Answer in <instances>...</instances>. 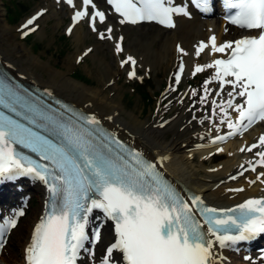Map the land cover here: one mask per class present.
<instances>
[{"label": "snow or ice", "instance_id": "snow-or-ice-1", "mask_svg": "<svg viewBox=\"0 0 264 264\" xmlns=\"http://www.w3.org/2000/svg\"><path fill=\"white\" fill-rule=\"evenodd\" d=\"M65 2L76 7L74 0ZM108 3L122 17L121 23L156 21L174 28V15L190 16L187 5L174 6L173 0H108ZM192 3L201 12L209 10L210 0ZM89 6L96 9L93 0H82L81 10L74 13L73 26L87 17L100 39H112V28L106 32L97 29V18L102 24L105 13L99 10L89 13ZM224 6L229 10L226 15L229 23L257 34L219 44L213 34L207 42L200 41L195 46L197 58L206 49L210 56L219 54L210 62L196 64L192 71L195 76L211 70L203 81L200 104L209 103L208 97L213 92L219 97L210 101L211 116L219 115V122H211L217 133L222 125L227 131L212 138V145L242 137L254 124L264 121V0H224ZM41 14L28 20L23 28L34 31L29 26ZM71 31L70 27L68 32ZM27 34L25 31L24 35ZM115 51L123 52L119 41ZM177 51L182 57L188 55L179 45ZM126 64H131L128 78L132 79L136 76V61L128 56L120 66ZM184 70L181 58L176 84L180 83ZM213 83L218 86L215 90L209 88ZM191 95L197 96V92L193 90ZM98 125L95 117L82 115L65 121L0 73V178L31 175L42 181L49 192L45 214L34 226L25 249V264H77L82 250L94 257L92 249H85L86 242L98 243L101 238L99 226L89 233L94 210L113 222L115 234L100 264H220L223 258L215 253V245L224 248L264 234V198L248 199L226 210L207 207L196 195L185 200L163 179L156 163L146 161L114 136L103 133ZM20 149H28L38 160ZM254 149V157L258 159L246 161L247 168L241 165L244 171L264 168V134L239 151L253 153ZM216 151L224 149L217 147ZM244 171L239 175L243 176ZM262 178L264 171L257 174L256 180L264 184ZM15 226L13 219L9 227ZM3 243L0 241V248Z\"/></svg>", "mask_w": 264, "mask_h": 264}, {"label": "bare ground", "instance_id": "bare-ground-1", "mask_svg": "<svg viewBox=\"0 0 264 264\" xmlns=\"http://www.w3.org/2000/svg\"><path fill=\"white\" fill-rule=\"evenodd\" d=\"M76 5L75 8L68 5L65 0H49L48 3L42 7H38L36 11L33 12L31 18H24L16 27H11L7 25L5 19V8L3 0H0V59L2 63L15 75L24 81L36 84L41 88L47 89L48 91L54 93L57 96L64 98L80 107L81 109L87 111L88 113L95 116L102 123H104L108 128L118 134L123 140L127 141L135 148L144 153L152 161L156 162L160 168L164 171L166 175L171 178H177L184 182L190 189L198 193L200 197L209 205L213 207H230L239 204L248 199H254L264 196V184L256 180L257 174L264 171V168H257L256 172L245 171L243 176L239 175L238 170L247 168L248 165L246 161L258 159L254 157L255 149L253 153L239 151L240 147L245 144H252L256 142L259 137L264 134V121L256 124L251 130L240 137V141H228L227 144H217L211 149H203L198 151L202 156L200 159L201 164L207 162H212L217 158L223 159L219 164L215 172L212 170L204 169L208 175L198 176L197 171L192 165V161L185 156L186 154L182 150L192 139L195 137L196 140L203 138L206 135L207 130L213 128L214 134L217 132L212 124V120L219 122V115L212 117L210 101L213 98L219 100V97L210 95L208 97L209 103L203 104L208 107L206 109V114H203L200 110L188 122H184L183 118L185 116V107H182L180 112L173 118V127L177 121L180 124L186 126H192V121L198 122L199 126H192L193 134L185 140L179 138L180 134L167 139L166 130H161L156 127L153 122L154 120L149 118H142L141 113L134 114V112H125L123 105L119 100L113 96L116 92L117 87H115L117 76L122 72L120 62L128 56H131L136 61V73L142 70L147 73L150 69H154L153 73L158 72L161 68L164 70L166 75L171 72L175 76L178 71V67L181 63V58H183V63L185 66L184 72L181 77L185 75H192V71L196 64H204L210 62L213 56L208 55L209 49L201 54L199 58L195 56V46L200 41H208V38L215 34L217 37V43L225 40H230L234 37V33L237 29L233 26L225 24L224 21L218 20V18L205 19L200 15L196 14L190 9V5L187 0H173L175 5H187V11L190 16L179 15L175 17L176 23L174 28H163L152 23H140L128 25L129 27H136L132 38L129 42L123 46V53H125L122 58V52L120 54L115 53L116 68H111L105 60L99 58L98 65L100 71L103 73L109 72L107 79L103 80L102 75L97 73L96 75V85H87L81 81L74 79L69 76L66 70L57 69L50 62L42 60L38 55L31 52L30 48L26 47L24 42L21 40L23 38L24 32L28 29H24L23 25L30 19H32L35 14L42 13L35 20L34 24L29 26L30 28L37 27L38 23L49 17L45 14L48 9L51 13L56 15L58 13V8L62 5H66L67 11L74 15L75 11L81 10L82 0H74ZM96 5V9H92V12L99 10V6L102 4L101 0H93ZM101 11V10H99ZM91 12V13H92ZM87 18V17H86ZM83 19L73 26V17L70 23L72 31L71 35L77 41L83 39ZM107 15L105 14V21L107 20ZM118 24L121 22L117 18ZM99 24L97 18V26ZM127 25V24H125ZM112 28V41L115 44L119 41L122 45V40L119 37L114 39L115 27L112 22L107 25V28ZM106 29L102 32H106ZM120 27H117V30ZM227 29V32H225ZM177 45L185 50L188 55L183 56L177 51ZM87 48L85 47L84 50ZM97 50L96 47H94ZM80 56L78 53L75 57ZM88 56H92L90 53ZM74 57V58H75ZM43 71L46 77L43 76ZM131 71V67H128V72ZM164 74L165 77H167ZM211 74V70H206L201 76V85L203 81L207 79ZM113 79L115 82L112 87L111 92H106L104 90L105 82ZM161 81L158 79L156 84V89L160 87ZM187 84L190 86L189 81ZM215 83L210 84V89H217ZM170 88H174L175 91H171ZM179 84H170L168 87V101L169 104L173 103L176 99L182 96L186 97L190 93V89H184L181 93H178ZM202 94L203 91H202ZM209 116L210 119H205ZM233 118H235V113H233ZM204 120V123H200ZM227 131L225 126H221V132ZM218 133V134H220ZM195 134V135H194ZM190 138V140H189ZM179 139L181 141H179ZM195 140V141H196ZM217 147H222L224 150L227 148H233L229 157L225 156V153H217ZM235 148V149H234ZM182 152L178 155L179 152ZM214 151L215 153L211 152ZM192 155V154H190ZM194 159V157L192 158ZM238 166V169L234 171V167ZM231 176H237V179H230ZM264 179V178H262ZM256 180V183L249 184V181ZM15 183V185H14ZM221 184V185H220ZM0 185L2 190H0V200L8 197V203L11 207L24 208L27 213L25 219L19 221L18 225L15 227L17 238L14 243V247L21 248V253L17 250L9 251L3 248V253L0 257V262L4 264H20L23 261V251L30 244L32 232L34 226L39 221V215L42 212V200H43V186L38 182H25L23 180H12L7 182L3 179L0 180ZM20 185L21 188L17 190L14 186ZM219 185V186H218ZM242 188L241 192L229 191V189ZM34 193V194H32ZM100 241L94 247L95 256L92 257L88 254L83 256L78 261L83 264L85 259L87 260H101L104 252L108 245L114 242L115 234L110 223L105 224L102 229ZM214 251L217 256L222 257L220 264H227L228 257L230 259V253L228 247L220 248L217 245L214 246ZM117 259H119V254H117ZM241 264H264V255L261 253H254L251 255L250 259L243 261L241 258Z\"/></svg>", "mask_w": 264, "mask_h": 264}, {"label": "rangeland", "instance_id": "rangeland-1", "mask_svg": "<svg viewBox=\"0 0 264 264\" xmlns=\"http://www.w3.org/2000/svg\"><path fill=\"white\" fill-rule=\"evenodd\" d=\"M101 1L103 3V0ZM3 2L7 25L16 27L22 19L29 18L38 7H42L48 3L49 0H3ZM19 4H22L23 6H20ZM65 6L66 5H62L61 8H58V13L56 15L52 14L50 9H48L45 14H48L49 17L39 22L34 31H28V34L21 38V40L26 47L30 48L33 54L38 55L42 60L50 62L57 69L66 70L69 73V76L83 82L84 84L91 86L96 85L95 77L97 73L102 75L103 80L107 79L110 74L109 72L103 73L100 71L97 62L99 61V58L104 59L105 63H108L111 68H116L115 42H113L112 39H100L97 32H94L90 27L88 18L83 22V39L80 41L74 39L71 33L68 32L72 15L71 12L67 11ZM107 17L106 21L102 24H98V31H104L107 25L112 22L113 26L116 28L114 39L121 35L123 38L121 47L123 48V46H125L132 38L137 28L129 27L125 24L119 25L118 20L108 12ZM117 27H120V29L117 30ZM85 47L87 48L86 50H84ZM94 47H96L97 50H95ZM89 49H91V51H88ZM78 53H80V56L75 57ZM90 53L94 58L88 56ZM124 55L125 53L122 52L121 57L123 58ZM125 59L126 58L124 57L123 60ZM128 67H131V64H126L124 67H121L122 72L116 77V84L113 82V79L106 81L104 90L106 92H111L112 87L115 84L117 90L113 93V96H115L123 105L125 112H134V114L141 113L143 119L149 118L154 120L153 124L156 127L161 130H166L168 140L173 138L176 135L175 133L180 134L179 138L181 140H185L191 136L193 134L192 126H199L198 122L194 123L192 121V126L184 125L183 127V124H180V122L177 121L175 127H173V120H175L173 118L178 112H180L182 107L186 108L185 116L183 118L184 122H188L192 119L198 110L203 114H206L205 111L206 109L208 110V107L199 103V97L203 95L201 85L202 73H198L195 76L185 75L182 77L177 92L181 93L184 89H190V93L186 97L182 96L169 104V101L167 100L169 94L168 87L171 83L173 85L176 84L175 76L172 72L169 75H166L161 68L158 69L157 74L153 73L155 68L150 69L147 73L139 70L134 78L129 79ZM37 70L42 72L43 76L46 77V74L43 73L42 70ZM164 74L167 77H165ZM158 79L161 81V84L160 87L156 89ZM143 81H145V83L151 82L152 84V86L149 87V99H143L138 93V91L142 89ZM188 81L191 86L187 84ZM193 90L197 92V96L191 95ZM161 125L163 126L161 127ZM216 135L218 134H214L213 128H211L210 130H207V133L203 138L196 140L194 137L192 139L193 141H190L187 144L188 146L182 149L189 161L193 160L192 165L197 171L198 176L203 177L208 175L205 171L206 169L215 172L217 167H219V164L223 161V159L218 158L205 164H201L200 162L202 156L198 151L209 148L203 146L208 145L211 139ZM180 139L179 141H181ZM240 140V137H236L235 140L232 141L238 142ZM232 149L233 148H227L224 150L223 153H225V156L227 155V157H229ZM181 153L182 152L180 151L178 155ZM212 153L215 152L212 151L211 154ZM193 157L194 159H192ZM213 169H215V171H213ZM237 169L238 166L234 167V171ZM241 171L242 169L239 170V173ZM26 215L24 216L26 217ZM24 216L20 217L19 221L22 222V220L25 219ZM15 229L16 228L11 231L4 248L9 251L17 250L20 254L21 248L18 246L14 247L17 238V229ZM242 255L243 250L232 251L230 253V259L229 257L227 259V264H241ZM1 264L4 263L1 261Z\"/></svg>", "mask_w": 264, "mask_h": 264}, {"label": "trees", "instance_id": "trees-1", "mask_svg": "<svg viewBox=\"0 0 264 264\" xmlns=\"http://www.w3.org/2000/svg\"><path fill=\"white\" fill-rule=\"evenodd\" d=\"M20 6H23L22 4H19ZM152 86V84H151V82H148V84H145V85H143L142 86V89L139 91L140 93V95H141V97L144 99H148L149 98V91H148V87H151Z\"/></svg>", "mask_w": 264, "mask_h": 264}]
</instances>
